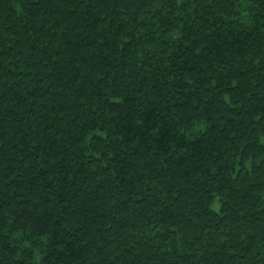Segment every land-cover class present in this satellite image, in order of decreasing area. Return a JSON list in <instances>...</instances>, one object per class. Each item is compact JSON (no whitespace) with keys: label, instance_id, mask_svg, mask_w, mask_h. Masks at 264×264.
Instances as JSON below:
<instances>
[{"label":"trees","instance_id":"trees-1","mask_svg":"<svg viewBox=\"0 0 264 264\" xmlns=\"http://www.w3.org/2000/svg\"><path fill=\"white\" fill-rule=\"evenodd\" d=\"M0 264H264V0H0Z\"/></svg>","mask_w":264,"mask_h":264},{"label":"rangeland","instance_id":"rangeland-1","mask_svg":"<svg viewBox=\"0 0 264 264\" xmlns=\"http://www.w3.org/2000/svg\"><path fill=\"white\" fill-rule=\"evenodd\" d=\"M211 209L214 212H218L219 211V203L217 202V200H215L212 205H211Z\"/></svg>","mask_w":264,"mask_h":264}]
</instances>
